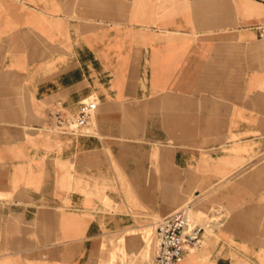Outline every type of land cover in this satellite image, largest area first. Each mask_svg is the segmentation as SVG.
Returning a JSON list of instances; mask_svg holds the SVG:
<instances>
[{
  "label": "crops",
  "instance_id": "crops-1",
  "mask_svg": "<svg viewBox=\"0 0 264 264\" xmlns=\"http://www.w3.org/2000/svg\"><path fill=\"white\" fill-rule=\"evenodd\" d=\"M151 1L0 0V264H142L129 182L211 220L180 264H264V5Z\"/></svg>",
  "mask_w": 264,
  "mask_h": 264
},
{
  "label": "rangeland",
  "instance_id": "rangeland-1",
  "mask_svg": "<svg viewBox=\"0 0 264 264\" xmlns=\"http://www.w3.org/2000/svg\"><path fill=\"white\" fill-rule=\"evenodd\" d=\"M113 1V0H112ZM134 0H122L124 8L126 7H130L131 2ZM156 0H152L151 2L148 3H154ZM188 3H194L196 1H191V0H187ZM255 1L261 5H264V3L259 2L257 0H252ZM108 2H110V0H108ZM145 1L142 4V8L146 7ZM139 9V7H138ZM139 9V10H140ZM94 99V103L96 104V107L98 109V101L95 97V95H92V97L88 98L87 100H84L85 102ZM82 101V102H84ZM81 102V103H82ZM80 105L77 106L74 114H77V112L79 111ZM94 108V109H95ZM93 109V111H94ZM93 114V113H92ZM91 114V117H92ZM90 121V119H89ZM92 125L91 121L87 124V127H90ZM44 126H46V124L44 123ZM67 126V125H66ZM48 127V126H46ZM52 129L55 130H60V128L56 127V124L53 123L51 126ZM64 129L69 130L68 127L64 126ZM72 132H78L77 129H72ZM84 131V130H83ZM81 132V131H80ZM150 173V172H149ZM159 172L157 170H154L151 172V175H157ZM128 182V181H127ZM146 188H152L154 189V191L156 192V198H157V191L159 189H161V186H147ZM109 189H111L112 191H114L115 195L118 197V199L120 200L121 197H123V201L120 200L119 203H115L114 201L111 202L110 206H104L102 207V212H108V213H127L129 210V220L126 223L128 226H144L142 227L140 230H138L136 233H134V236L139 240V247H138V253H139V259L141 261H144L142 264H150L151 259L153 258L154 254H155V250H156V226L158 224V222L166 215H168L169 213L175 211L176 209H179L181 207H183L185 204H187V202L189 201H193L194 196L193 193L187 195L184 199V201L182 202V204L177 207V208H170V207H163V206H158L160 209H148V205L143 204L142 202H138L143 198L146 197V194H140L138 192V187L131 185L129 182V185H121L119 187V189H117L116 187H110ZM175 188L172 187V190H174ZM122 195V196H121ZM113 200V198H112ZM152 208V207H151ZM202 217H205L204 214L201 215H195V214H190L189 213V218L193 223H199L200 225L205 226L206 223H208V218L205 217V219L202 220ZM205 221V222H204ZM117 229V227H116ZM108 230H115V229H108ZM102 238H104L103 236L99 235L97 238L93 239L92 241H97V243L99 241L102 240ZM116 238L115 236H110L108 237L107 243L109 246L108 249V255H112L113 256V252H112V239ZM218 240V235H215L212 230L210 229V227L205 228V235H204V239L202 242V245L200 248L195 249L194 254L201 256V255H209L210 254V249H209V245L211 242H217ZM92 259L90 261L91 264H97V255H92ZM117 263H123V258L116 260ZM124 264H126V262H124Z\"/></svg>",
  "mask_w": 264,
  "mask_h": 264
},
{
  "label": "built area",
  "instance_id": "built-area-1",
  "mask_svg": "<svg viewBox=\"0 0 264 264\" xmlns=\"http://www.w3.org/2000/svg\"><path fill=\"white\" fill-rule=\"evenodd\" d=\"M264 3V0H257ZM260 38H264V23L257 25ZM91 99L80 104L75 115L76 128L87 125L96 104ZM189 205L183 206L164 216L157 224L155 232L157 246L150 264H180L190 248H200L204 239L205 226L189 219Z\"/></svg>",
  "mask_w": 264,
  "mask_h": 264
},
{
  "label": "bare ground",
  "instance_id": "bare-ground-1",
  "mask_svg": "<svg viewBox=\"0 0 264 264\" xmlns=\"http://www.w3.org/2000/svg\"><path fill=\"white\" fill-rule=\"evenodd\" d=\"M191 1H201V0H191ZM85 102V101H84ZM74 120H75V117H74ZM74 120H73V123H74ZM75 124V123H74ZM76 126V125H75ZM189 208V207H188ZM189 213H190V209H189ZM190 219V218H189ZM204 235H205V232H204ZM156 241H157V238H156ZM113 245V244H112ZM198 249V248H197ZM191 251H195V249L194 248H190L189 249V252H191Z\"/></svg>",
  "mask_w": 264,
  "mask_h": 264
}]
</instances>
